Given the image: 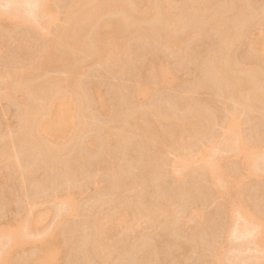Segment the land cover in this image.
Here are the masks:
<instances>
[{
    "label": "rangeland",
    "instance_id": "rangeland-1",
    "mask_svg": "<svg viewBox=\"0 0 264 264\" xmlns=\"http://www.w3.org/2000/svg\"><path fill=\"white\" fill-rule=\"evenodd\" d=\"M79 1L0 0V264H264V0H121L128 13H107L111 2L103 0V13L85 20ZM142 8L155 14L151 22L131 18H145ZM78 15L85 22L75 29L84 31L72 34ZM95 22L116 32L110 41L126 62L97 58L105 26ZM159 30L179 34L176 45L155 40ZM69 33L83 38L77 51L66 44ZM51 47L70 63L38 68ZM28 72L33 77L22 80ZM48 107L55 129L46 146L24 122ZM156 127L165 134L152 135ZM237 201L250 212L231 207ZM101 214L114 218L101 220L102 229Z\"/></svg>",
    "mask_w": 264,
    "mask_h": 264
},
{
    "label": "bare ground",
    "instance_id": "bare-ground-1",
    "mask_svg": "<svg viewBox=\"0 0 264 264\" xmlns=\"http://www.w3.org/2000/svg\"><path fill=\"white\" fill-rule=\"evenodd\" d=\"M80 1H81V0H80ZM80 1H79V3H81V2L83 3V4H82L83 6H82V8H81V10H80V12H81L82 14H79V15H82L81 17H84V16H85V17H86V16L89 17V15H90L91 13H93V12H96V13H97V12H100V11H101V13H103L102 10L104 9V7L107 6V3H108V1L104 0V1L107 2V3L105 2V5H106V6H105V5H103V4H104V3H103V0H98V2H97V1L93 2L92 0H82L81 2H80ZM101 1H102V2H101ZM110 2H111V3H110V4L108 3L109 6L106 7V10L104 9L105 11H108L107 13L110 12L109 10H113V11H114V10H116V11L118 10V11H121V12L123 11L124 13H126V12L128 13V11H131V10L128 9V7H125V6L122 4L121 0H114V1L110 0ZM126 2H127V1H126ZM102 3H103V4H102ZM135 3L137 4V2H135ZM80 5H81V4H80ZM138 5H140V4H138ZM241 5H243V3H241ZM241 5H240V6H241ZM79 7H80V6H79ZM240 8H241V7H240ZM142 9H143V8H142ZM202 9L205 10L203 7H202ZM137 11H138V10H137ZM142 11H146V14H148L147 16H145V18L143 17V15L141 16L142 18L140 17V15H138V16L133 15V17H131L132 14H131V15L128 14V15H129L131 18H133V19H134V17H135V21L137 20L138 22H140V20H142V21H143V20H150V21H146V22H151V20L153 19V18H151V17L155 16V14L153 15V13H152V15H151L150 18H149V17H148V16L150 15L149 12H148L146 9H143ZM140 12H141V11H140ZM147 12H148V13H147ZM104 13H106V12H104ZM130 13H131V12H130ZM132 13L135 14L134 12H132ZM137 13H138V12H137ZM142 13H143V12H142ZM169 13H170V12H169ZM169 13H168V14H169ZM171 13H172V12H171ZM99 14H100V13H99ZM99 14H98V16H99ZM144 14H145V13H144ZM146 14H145V15H146ZM79 15H78V16H79ZM136 15H137V14H136ZM156 16H157V15H156ZM168 16H169L168 18L170 19V17L172 16V14H169ZM193 16H194V14H193ZM79 17H80V16H79ZM79 17L77 18V16H76L77 19L75 18V20L72 21L73 23L71 22V23L73 24V26H72L71 23H70V25H71V27H72V28H70V31H71V29H73V28L75 29L76 25L78 24V19H80V20L82 19L81 17H80V18H79ZM85 17H84L83 20H85V19L87 18V17H86V18H85ZM146 17H148V18L146 19ZM194 17H195V16H194ZM131 18H130V19H131ZM192 18H193V17H192ZM195 18H196V17H195ZM200 18H202V17L200 16ZM203 18H204V17H203ZM203 18H202V19H203ZM208 19H209V17H208ZM83 20H81L82 22L79 21V24H80V22H81V25H83V22H85V21H83ZM125 20H126V19H125ZM125 20H124V21H125ZM197 20H199V16H197ZM200 20H201V19H200ZM131 21H132V20H131ZM165 21L168 22L169 20H165ZM202 21H203V20H202ZM205 21H206V20H205ZM96 22H99V21H96ZM96 22L94 23V25H97ZM125 22H126V21H125ZM170 22H171V23H174V22H172V21H170ZM196 22H197V21H196ZM196 22H194V23H196ZM199 22H200V21H198L197 23H199ZM108 23H109V21H107V24H108ZM113 23H114V22H113ZM133 23H134V22H133ZM136 23H137V22H136ZM136 23H135V24H136ZM171 23H170V24H171ZM200 23H201V22H200ZM202 23H205V22H202ZM85 24H86V23H84V25H85ZM130 24H131V23H129V26H131ZM137 24H138V23H137ZM139 24H140V23H139ZM168 24H169V23H168ZM81 25H79L78 27L81 28ZM92 25H93V24H92ZM94 25H93V26H94ZM100 25H101V23H100ZM100 25H97V26H100ZM103 25H104V24H103ZM103 25H101V26H103ZM112 25H113V26H112ZM125 25L127 26L128 24H125ZM125 25H124V27H125ZM132 25H133V24H132ZM165 25L167 26V23H166ZM86 26H87V25H86ZM97 26H95V27L97 28ZM101 26H100V27H101ZM104 26H105V27H104L105 29L102 27V28H103V29H102V30H103L102 32H98V31H97V30H101V29H97V30H96V31L98 32L97 34H100L99 37H98V43H99L100 45L98 46V48H96L97 50H96L94 53H95V55L97 56L98 59H102V60L104 59V61L110 60V61H112V64H113V62H114V64H115V63L117 64V63L119 62L120 58L123 56V55H122L123 52L120 54V52H121V51H120V50H121V49H120L121 46L119 47L120 44H118V43L116 44L115 42H113V41L111 42V41H110L111 37L114 38V36H116L117 34H116V32L111 31V30H109V29L107 30V29H106V24H105ZM110 26H111V27H110ZM115 26H117V24H116ZM120 26H121V25H120ZM120 26L118 25V27H120ZM133 26H134V25H133ZM170 26H171V25H168V27H170ZM78 27H77V28H78ZM89 27L91 28V25H90ZM95 27H94V28H95ZM113 27H114V24H112V22H110L109 25H108V28L111 29V28H113ZM121 27H123V26H121ZM135 27H136V26H135ZM135 27H134V28H135ZM139 27H140V25H139L138 27H136V30L140 29ZM233 27H234V26H233ZM77 28H76V29H77ZM86 28H88V27H86ZM116 28H117V27H115L114 29H116ZM74 29H73V30H74ZM76 29H75V30H76ZM81 29H82V31H84V28H81ZM88 29H89V28H88ZM91 29H92V28H91ZM91 29H90V30H91ZM120 29H122V28H120ZM120 29L118 28V30H120ZM127 29H128V28H127ZM172 29H173V28H172ZM174 29H175V27H174ZM73 30L71 31L72 34H73L74 32H77V33H78V31H75V30H74V32H73ZM78 30H79V29H78ZM90 30H88V32H83V34H84V33H89ZM112 30H113V29H112ZM125 30H126V29H125ZM170 30H171V28H170ZM68 31H69V30H68ZM85 31H86V30H85ZM115 31H116V30H115ZM122 31H123V30H122ZM132 31H133V29H132ZM134 31H135V30H134ZM177 31H178V30H177ZM90 32H91V31H90ZM94 32H95V31H94ZM112 32H113V34H112ZM119 32H120V31H119ZM123 32H124V34H125L126 31H123ZM153 32H154V31H153ZM171 32H172V31H170V33H171ZM77 33H76V34H77ZM121 33H122V32H121ZM162 33H163V32H162ZM170 33H169V34H170ZM74 34H75V33H74ZM89 34H90V33H89ZM95 34H96V33H95ZM114 34H116V35H114ZM122 34H123V33H122ZM153 34H154V33H153ZM158 34H159L160 37H162V38H159V35H158ZM164 34H167V35H168V33H164ZM67 35H68V34H67ZM67 35L64 36V38H67V40H65V41H66L67 46H69L70 49L73 48V51H75V49H76V51H77V50H78L77 48H81L79 42L81 41L80 38H82V37L77 38L78 36H77V37H76L75 35L72 36L71 33H69L70 37H68L69 35H68V36H67ZM77 35H78V34H77ZM90 35H91V34H90ZM90 35L85 34V37H86V38H87V36L90 37ZM111 35H113V36H111ZM119 35H120V37H121V34H119ZM155 35H156V34H155ZM155 35L152 36L153 40H154V36H155ZM161 35H162V34H161L160 30H159V33L157 32V35H156V37H155V40L158 39V38H159L160 40H163V39L166 38V40H164V42L166 41L165 43H167V42H169V41H170V42H174L175 39H174L173 37H175V36L177 37V35H179V34L176 35V32H175V36H172V37H170L169 35H168V36H165V35H164V36H161ZM171 35H174V34L171 33ZM79 36H80V35H79ZM92 36H93V35H92ZM92 36H91V37H92ZM110 36H111V37H110ZM117 36H118V35H117ZM61 37H62V36H61ZM93 37H94V36H93ZM163 37H164V38H163ZM167 37H170V38L168 39ZM116 38H118V37H116ZM171 38H172L173 41L171 40ZM179 38H182V37H179ZM74 39H75V41H74ZM159 39H158V41H160ZM176 39H177V38H176ZM57 40H58V39H57ZM57 40L55 41V45H56V43H57ZM79 40H80V41H79ZM82 40H83V38H82ZM94 40H95V39H94ZM96 40H97V39H96ZM96 40H95V41H96ZM108 41H109V42H108ZM179 41H180V40H179ZM233 41H235V40H233ZM110 42H111V44L115 43V45L110 46V45H109ZM170 42H169V43H170ZM181 42H182V39H181ZM236 42H237V41H236ZM78 43H79V44H78ZM96 43H97V42H96ZM161 43H162V42H161ZM175 43H177V40H176L173 44H175ZM227 43H228V42H227ZM233 43H234V42H233ZM237 43H239V40H238ZM82 44H83V43L81 42V45H82ZM162 44H163V43H162ZM239 44H240V43H239ZM239 44H236L237 47L239 46ZM78 45H79V47H77ZM170 45H172V44L170 43ZM175 45H176V44H175ZM175 45H174V47H175ZM228 45H230V43H228ZM51 46H52V47L54 46V42L52 43ZM96 46H97V45H96ZM96 46H95V47H96ZM172 46H173V45H172ZM225 46H226V45H225ZM230 46H231V45H230ZM232 46H233V45H232ZM232 46H231V47H232ZM52 47L49 48V49H47L46 52L43 54V56L41 57V60H42V61L40 60L39 63H38V62L36 63L38 68H42V67H44V66H47L48 64H49L48 66H50L51 63L53 64V62H55V60L58 61L60 58H62V61H64L63 63L65 64V61L69 59V58H67V57L65 58L64 56H63V57H62V56L58 57L60 54H56V53H55L56 50L54 51V49H53L54 47H53V48H52ZM71 47H72V48H71ZM176 47H177V46H176ZM231 47H230V48H231ZM237 47H235V48H237ZM223 48H224V46H223ZM227 48H228V47H227ZM233 48H234V47H233ZM235 48H234V49H235ZM224 49H225V48H224ZM234 49H233V51H234ZM227 51H228V50H227ZM223 52H225V50H224ZM227 53H228V52H227ZM229 53H230V52H229ZM231 53H232V51H231ZM63 54H64V53H63ZM63 54H61V55H63ZM68 54H69V53H68ZM225 54H226V52H225ZM225 54H224V55H225ZM64 55H65V54H64ZM69 55H71V54H69ZM69 55H68V57H69ZM232 55H233V54H231V56H232ZM227 56H228V55H226V57H227ZM229 57H230V54H229ZM63 58H65L66 60H65V59L63 60ZM124 58H125V57H124ZM230 58H231V57H230ZM232 58H233V57H232ZM57 59H58V60H57ZM105 59H107V60H105ZM122 59H123V57L121 58V60H122ZM224 59H225V62H228V61H226V58H224ZM227 59L230 60L229 58H227ZM121 60H120V62H121ZM62 61L59 60V63L62 62ZM68 61H69V63H70V60H68ZM68 61H67V62H68ZM122 61H125V62H126V60H122ZM230 61H233V59L230 60ZM67 62H66V63H67ZM59 63H58V64H59ZM52 64H51V66H52ZM56 64H57V62H56ZM60 64H61V63H60ZM123 64H124V63H123ZM229 64H231V62H230ZM38 65H39L40 67H39ZM159 65H160V64H159ZM233 65H234V63H233ZM48 66H47V67H48ZM53 66H54V65H53ZM61 66H63V65L61 64ZM66 66H67V65H66ZM66 66H64V67H66ZM69 66H70V65H69ZM71 66H72V64H71ZM160 66H161V65H160ZM35 67H36V66H35ZM37 67H36V68H37ZM57 67H60V65L57 66ZM158 67H159V66H158ZM213 67H214V66H213ZM234 67H235V66H234ZM234 67H233L232 69H235V70H236V68H237V69L240 70V71L238 70V72H241V69H243V68H239V67H237V66H236L235 68H234ZM70 68H71V67H70ZM244 68H245V66H244ZM213 69H214V68H213ZM69 70H70V69H69ZM69 70H68V71H69ZM71 70H72V73H71V71H69V72H70V74H72V76H74V75L77 73V69H76V70L74 69V70H75V71H74L73 68H72ZM159 70L163 72V71H164L163 66H161ZM216 70H217V69H216ZM219 70H220V69H219ZM73 71H74V72H73ZM213 71H214V70H213ZM245 71H247V69H246ZM217 72H218V71H217ZM221 72H222V71H221ZM235 72H237V70H236ZM238 72H237V73H238ZM242 72H244V71H242ZM219 73H220V71H219ZM219 73H218V74H219ZM244 73H245V72H244ZM31 74H32L31 72H28V73H26V74H23V75H21V79H22V80L28 79L29 76H30ZM218 74H217V75H218ZM223 74H224V72H223ZM31 76H32V75H31ZM218 76H220V74H219ZM32 77H33V76H32ZM32 77H30L29 79H31ZM221 77H222V76H221ZM50 82H51V81H49V83H50ZM243 83H245V82H243ZM243 83H242L241 85H240V84L238 85L239 88H240L241 86L244 87V85L248 84V83H246V84H243ZM37 84H39V83H37ZM44 84H45V82H44ZM44 84H40V85L43 87ZM46 84H47V83H46ZM50 84H51V83H50ZM57 84H61V83L58 82ZM35 85H36V84H35ZM36 86H37V85H36ZM36 86L32 85V87H36ZM38 86H39V85H38ZM41 86H40V88L42 89ZM44 86H45V85H44ZM248 86H250V84H249V85H246V87H248ZM243 87H242V88H243ZM254 87H255V86H254ZM37 88H38V87H37ZM236 88H237V87H236ZM249 88H251V87H249ZM32 89H33V88H32ZM34 89H35V88H34ZM237 90H238V88H237L235 91L238 92ZM239 90H240V89H239ZM243 90H246V89H243ZM252 90H253V86H252ZM35 91H36V92H37V91L39 92V88H38V90L36 89ZM246 91H247V90H246ZM248 91H249V90H248ZM256 91H258V90H256ZM94 92L96 93V91H94ZM249 92L253 93V91H249ZM249 92H246V93L248 94ZM78 93H79V92H78ZM97 93H98V91H97ZM97 93H96V94H97ZM238 93H239V92H238ZM238 93H237V94H238ZM242 93L245 94V92H242V91H241V95H242ZM255 93H256V92H255ZM257 93H258V92H257ZM39 94H42V93L39 92ZM96 94H95V95H96ZM249 94H250V93H249ZM81 95H83V94H81ZM238 95H239L238 97H240V94H238ZM251 95H252V94H251ZM253 95H254V94H253ZM258 95L260 96V94H258ZM39 96H41V95H39ZM243 96H244V95H242V97H243ZM81 97H82V96H80V100H81ZM83 97H84V96H83ZM250 97H251V96H249V98H250ZM252 97H253V96H252ZM255 97H256V98H253V99L256 100V99H257V95H255ZM28 98H29V97H28ZM240 98H241V97H240ZM83 99H84V98H82V100H83ZM262 99H263V102H264V97H263V96H262ZM262 99H260L261 102H262ZM24 100H25V99H24ZM28 100H29V99H28ZM249 100H250V99H249ZM257 100H259V99H257ZM25 101H26V102H25ZM25 101H23V102L26 103V104H30V102H31L30 100H29V101H30L29 103H28L27 100H25ZM51 101H52V100L49 101V104H50ZM73 101H74V100H68V104H67V105H66V104L61 105V109H60V110H63V116H64V114H65L66 116H68V115L70 114L69 112H71V109H72L71 106H72ZM26 104H25V105H26ZM74 104H76V101L74 102ZM100 105L103 106V103L100 102ZM27 106H28V105H27ZM73 108H74V107H73ZM50 109H51V107H48V108H47V110L45 111V113L43 114V116L40 117L41 119H38L37 121H34V122H30V123H32V124L28 123L29 120H27L26 122H24V123H27V126H28V124L31 125L30 127H32L33 125H35V129L37 128V130H36L37 133H36V131H35L36 134H34V133L32 134V132H31V136H33V135H39V136H35V137H37V138L39 139V140L37 139L36 143L40 141L39 143H40V144H41V143L43 144V141H44V138H43V137H46V135H48V134H52V133H53V130L55 129V125H54V120H55V118H53V116H52V118H46L47 114H49V112H50ZM160 111H161V110H160ZM167 111H168V110H167ZM167 111L164 110L163 112L159 113V118H161L162 116L167 115V113H166V114H163L162 116H160V114H162V113H164V112H167ZM171 111H172V110H171ZM169 113H170V111H169ZM173 114H175V112H174ZM155 115L158 116V114H155ZM196 115H197V114H196ZM196 115H191V117H190L189 115H186V116L192 118V117H196ZM200 115H202V114H200ZM59 116H60V111L57 113V117H59ZM79 116H80V114H79ZM79 116H78V117H79ZM166 117H168V116H165V118H166ZM171 117H172V112H171ZM173 117H174V116H173ZM199 117H200V116H198V118L196 117V118H197V121H198ZM204 117H205V116H204ZM204 117H203V118H204ZM154 118H155V116H154ZM168 118H169V117H168ZM176 118L178 119V122H179V118H180V117L178 118V115H176ZM182 118H184V117H182ZM182 118H180V121L183 122V124H184V122H185V121H184L185 118H184V119H182ZM171 119H173V118H171ZM177 119H174V121L177 120ZM186 119H188V118L186 117ZM201 119H202V118L200 117V119H199L198 122L201 123V121H202V124H203V121H204L205 119H204V120H201ZM31 120L33 121L34 119H31ZM31 120H30V121H31ZM153 120H154V119H153ZM156 120H157V118H156ZM159 120L161 121L162 118L159 119ZM190 120H191V123L194 122V121H192L193 119H190ZM190 120H189V121H190ZM162 121H164V120H162ZM166 121H167V120H165L164 122H166ZM195 121H196V120H195ZM178 122H173V125H174L175 123L177 124ZM181 122H180V123H181ZM160 123H162V122H160ZM200 123H199V124H200ZM162 124H164L163 127L165 128V125H167L168 122H167V124H165V123H162ZM171 124H172V123H171ZM178 124H179V123H178ZM183 124H181V126H179V127H180V130L182 129V127L184 128L187 124L190 125L188 122H187L186 125L184 124L185 126H184ZM194 124H196V123H194ZM199 124H198V126H199ZM202 124H200V125H202ZM168 126H169V125H168ZM192 126H193V124H192ZM198 126H197V127H198ZM25 127H26V125H25ZM81 127H82V126H81ZM158 127L161 128V126H158ZM166 127H167V126H166ZM175 127H176V126H175ZM186 127H187V126H186ZM188 127H189V126H188ZM194 127H195V126H194ZM197 127H196L195 129H197ZM32 128H33V129H32ZM32 128H31V129L34 130V126H33ZM67 128H68V127H67ZM156 128H157V127H156ZM177 128H178V126L176 127V131H177ZM190 128H192V127L190 126L189 129H190ZM231 128H232V127H231ZM147 129H149V127H148ZM153 129H154V128H153ZM173 129H174V128H172V130H173ZM178 129H179V128H178ZM184 129H186V128H184ZM232 129L234 130V129H236V128L233 127ZM239 129H240V128H239ZM28 130H30V128H28ZM28 130H27V132H29ZM32 130H30V131H32ZM154 130H156L155 134H154V133L152 134V135H154V136H155V135L157 136V134H156L157 131H158V133H160L161 135H164V134H165L164 132H161V131L159 132L160 129H158V128H157V129H154ZM154 130H153V131H154ZM186 130H187V129H186ZM236 130H238V129H236ZM153 131H152V132H153ZM173 131H174V133H175V130H173ZM182 131H183V129H182ZM182 131H181V133H184L185 130H184L183 132H182ZM27 132H25V134H26ZM177 132H178V131H177ZM177 132H176V134H177ZM179 132H180V131H179ZM234 132H235V130H234ZM236 132H237V131H236ZM240 132H241V131H240ZM240 132H238V134H239ZM25 134H24L23 136H25ZM29 135H30V133H29ZM23 136H22V137H23ZM158 136H159V134H158ZM180 136H182V135L180 134ZM240 136H241V137H240ZM240 136H238V137H240V138H238V139H240V141L243 143V142H244V140H243L244 135H243V137H242V134H241ZM33 137H34V136H33ZM35 137H34V138H35ZM41 137H42L43 141H42V139H40ZM20 138H21V137H20ZM25 138H29V137L27 136V134H26ZM154 138H155V139H154V142H153V139H152L151 142H153V143L155 144V140L157 141L158 138H157V139H156V137H154ZM241 138H242V139H241ZM19 140H20V139H19ZM22 140H25V139H24V138H23V139L21 138V141H22ZM173 140H174V139H173ZM175 140H177V139L175 138ZM175 140H174V141H175ZM161 141H162V140H160V142H161ZM177 141H178V140H177ZM45 142H47V138H46V141H44V144L47 146L49 143L46 144ZM158 142H159V141L156 142V143H157V146H158ZM163 142H164V141H162L160 144H164ZM170 142H171V141H170ZM39 143H37V144H39ZM172 143H173V142H172ZM172 143H171V144H172ZM175 143H176V142H175ZM22 144H23V143H22ZM151 144H152V143H151ZM151 144H150V145H151ZM154 144H152L153 146H152V145H151V146L149 145V147H153V149H154V148H155V147H154ZM45 145H44V146H45ZM63 145H64V144H63ZM63 145H62V148H63ZM42 146H43V145H42ZM52 146H53V145H52ZM155 146H156V144H155ZM163 146H164V145H163ZM49 147L51 148V146H49ZM49 147H48V148H49ZM53 147H54V146H53ZM53 147H52V148H53ZM58 147H59V146H58ZM60 147H61V146H60ZM60 147H59V148H60ZM161 147H162V145H160L159 148H161ZM44 148H45V147H44ZM50 148L47 149V150H50V151H51L52 148H51V149H50ZM56 148H57V146H56ZM65 148H66V146H65ZM65 148H63V149H65ZM157 148H158V147H157ZM45 149H46V148H45ZM45 149H44V150H45ZM151 149H152V148H151ZM151 149H149V150H150V151H149V152H150L149 155H150L151 153H152V155H153V152H154V151L151 152V151H152ZM47 150H46V153H47ZM52 150H53V149H52ZM54 150H55V148H54ZM59 150H60V149H57V150H55V151H52V154H53L54 152L56 153V151H58V153H59V152L61 151V150H60V151H59ZM155 150H156V149H155ZM161 150H162V149H161ZM156 151H157V150H156ZM156 151H155L154 153H155V155L157 154L158 157H159V152H156ZM158 151H160V149H159ZM48 152H49V151H48ZM47 154H48V153H47ZM50 154H51V152H50ZM52 154H51V155H52ZM51 155H50V156H51ZM54 155H55V154H53L52 156H54ZM152 155H150V156H152ZM157 155H156V157L153 156V158L160 159V158L157 157ZM45 156H46V154H45ZM50 156H49V157H50ZM54 157H55V156H54ZM53 159H54V158H53ZM157 159H155V160H157ZM49 161H50V160H49ZM11 164H13V163H11ZM146 170H148V171H152V170H153V172H155V169H152V170L150 169V170H149V168H148V169H146ZM146 170H145V171H146ZM143 171H144V170H143ZM143 171H142V174H141V175H142V177L144 178V175H145L146 173H144V175H143ZM145 171H144V172H145ZM146 172H147V171H146ZM153 172H152V173H153ZM152 173H151V174H152ZM147 175H148V174H147ZM139 176H140V175H139ZM145 176H146V175H145ZM26 177H27V176H26ZM30 177H33V176H30ZM137 178H139V177H137ZM137 178H134L135 182H137V181H136ZM139 179H140V178H139ZM134 180H133V182H134ZM119 181H120V180H119ZM116 182H117V184H119V186L122 185V184L120 183L121 181H120L119 183H118V181H116ZM135 182H134V184H136ZM138 183H139V182H138ZM131 184H132V183H131ZM139 184H140V183H139ZM136 185H137V184H136ZM136 185H135V187H136ZM117 186H118V185H117ZM119 186H118V187H119ZM137 186H138V185H137ZM169 204H173V205H174V203H169ZM169 204H168L169 207H172V206H173V205L170 206ZM232 204H233V205H232L231 207H236V206H237L238 208H245V209H246V212H248V211L250 212V210H249L247 204H246V203H243V201H242V202H240V201L233 202ZM165 206H166V205H165ZM165 206H164V208H166ZM169 207H168V208H169ZM249 207H250V206H249ZM172 209H173V208H171V210H170L171 212H173ZM163 210H164V209L160 210L161 212L159 211L161 214H163V216H164V214H166V213L168 214V212H170V211H168V209H167V211L163 213V212H162ZM139 211H141V209L138 210V212H139ZM164 211H165V210H164ZM63 212H65V211L63 210ZM63 212H62V214H63ZM143 212H144V211H143ZM143 212H142V213H143ZM145 212H147V210H146ZM149 212H150V211H149ZM102 213H103V212H102ZM109 213H113V212L110 211ZM139 213H140V212H139ZM152 213H153V212H152ZM152 213H150V215H149V213H147V214H148L149 216H152ZM173 213H174V212H173ZM103 214H104V213H103ZM106 214H107V213H106ZM106 214H104V215H106ZM170 214H171V213H170ZM248 214L250 215V213H248ZM63 215H64V214H63ZM101 215H102V214H101ZM101 215H100V216H101ZM104 215H102V218L100 217L98 220H97V218H96V220H97V221L95 220L96 222L93 221V222H95L96 226L98 225V228H99V226H100V229H102L101 226H102L103 222H104V221L106 222V221H107V218H108L109 216H110V218L113 217L111 214H109V216L107 215V217H106V216L103 217ZM114 215H115V213H114ZM136 215H138V214H136ZM145 215H146V213H145ZM145 215L143 214L142 217L145 216ZM98 216H99V215H98ZM149 216H148V217H149ZM167 216H169V215H167ZM171 216L173 217V215H170L169 217H171ZM93 217H96V216H93ZM135 217H136V220H137V218H139V216H135ZM135 217H134V218H135ZM145 217H147V216H145ZM172 217H171V218H172ZM104 218H106V220H104ZM110 218H108V221L110 220ZM134 218H133V219H134ZM94 219H95V218H94ZM94 219H93V220H94ZM113 219H114V218H112V221H113ZM150 219H151V218H150ZM101 220H102V221L104 220V221L101 223ZM165 220H167V219H165ZM91 221H92V220H91ZM108 221H107V222H108ZM125 221H127V220H125ZM131 221H133V220H131ZM162 221H163V220H162ZM162 221H161V222H162ZM105 222H104V223H105ZM110 222H111V221H109V223H110ZM120 222H122V221H120ZM128 222H129V221H128ZM133 222H134V221H133ZM133 222H132V224H130L131 222L128 223V225H129V224H130V225H133ZM92 224H93V223H92ZM134 224H136V222H135ZM105 225H106V224H103V227H104ZM130 225H129V226H130ZM94 226H95V225H94ZM96 226H95V227H96ZM129 226L127 227V224H126L125 227H127V228L129 229ZM92 227H93V226H92ZM96 228H97V227H96ZM93 229H94V228H93ZM100 229H99V232H101ZM131 229H132L131 233H132V234H135V233H133V232L136 231V230H135V226H134V228H131ZM133 229H134V231H133ZM126 230H127V229H126ZM94 232H95V229H94ZM126 232H127L126 234L129 236V235H130V234H129L130 230H129V231H126ZM97 234H98V231H97ZM124 234H125V233H124ZM126 234H125V235H126ZM132 234H131V236H133ZM128 236H125V237H126V239L129 238V240H130V236H129V237H128ZM121 238H122V240H123V238H124L123 235H122ZM95 239H96V238H95ZM126 239H125V240H126ZM98 240H100V239H98ZM98 240H96L95 242H97ZM122 240H121V241H122ZM125 240H123V241H125ZM127 240H128V239H127ZM93 241H94V240H93ZM93 241H92V242H93ZM123 241H122V242H123ZM95 242H93V243H95ZM101 242H102V241H101ZM101 242H98V244L102 245ZM127 242L129 243V241H127ZM127 242H125V246H126V243H127ZM128 243H127V244H128ZM95 244H96V243H95ZM95 244H94V245H95ZM98 244H97V245H98ZM104 244H105V243L103 242V245H104ZM121 245L124 246V242H123V244H121ZM117 246H118V245H117ZM125 246H124V247H125ZM120 247H121V246H120ZM120 247H119V250L121 249ZM124 247H123V248H124ZM45 248H46V249H45ZM45 248H44V249H45V252H46L47 250H49L47 247H45ZM123 248H122V249H123ZM122 249H121V250H122ZM43 253H44V250H43ZM32 261H33V260H32ZM32 261H31V262H32ZM32 263H33V262H32Z\"/></svg>",
    "mask_w": 264,
    "mask_h": 264
}]
</instances>
